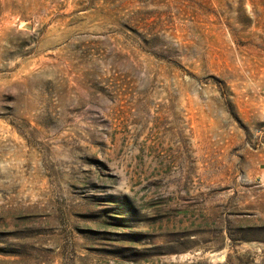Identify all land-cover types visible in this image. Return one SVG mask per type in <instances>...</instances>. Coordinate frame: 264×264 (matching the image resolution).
Instances as JSON below:
<instances>
[{
  "label": "rangeland",
  "instance_id": "374dc122",
  "mask_svg": "<svg viewBox=\"0 0 264 264\" xmlns=\"http://www.w3.org/2000/svg\"><path fill=\"white\" fill-rule=\"evenodd\" d=\"M0 264H264V0H0Z\"/></svg>",
  "mask_w": 264,
  "mask_h": 264
}]
</instances>
